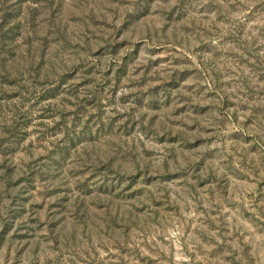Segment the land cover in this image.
<instances>
[{"label": "rangeland", "instance_id": "374dc122", "mask_svg": "<svg viewBox=\"0 0 264 264\" xmlns=\"http://www.w3.org/2000/svg\"><path fill=\"white\" fill-rule=\"evenodd\" d=\"M0 264H264V0H0Z\"/></svg>", "mask_w": 264, "mask_h": 264}]
</instances>
